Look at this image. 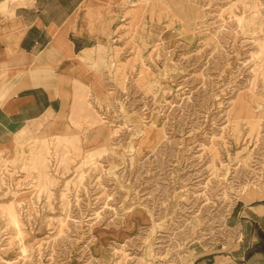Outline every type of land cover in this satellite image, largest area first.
<instances>
[{
    "label": "rangeland",
    "instance_id": "1",
    "mask_svg": "<svg viewBox=\"0 0 264 264\" xmlns=\"http://www.w3.org/2000/svg\"><path fill=\"white\" fill-rule=\"evenodd\" d=\"M85 17L103 44L65 126L0 144V264L240 262L232 211L264 202V0Z\"/></svg>",
    "mask_w": 264,
    "mask_h": 264
},
{
    "label": "crops",
    "instance_id": "2",
    "mask_svg": "<svg viewBox=\"0 0 264 264\" xmlns=\"http://www.w3.org/2000/svg\"><path fill=\"white\" fill-rule=\"evenodd\" d=\"M93 3L0 0V78H9L0 86V144L22 130L65 126L59 115L70 97L64 93L75 78L90 83L88 63L98 61L103 44L85 17ZM232 217L242 227L234 249L240 262L229 254L228 264H264V202L236 207Z\"/></svg>",
    "mask_w": 264,
    "mask_h": 264
},
{
    "label": "bare ground",
    "instance_id": "3",
    "mask_svg": "<svg viewBox=\"0 0 264 264\" xmlns=\"http://www.w3.org/2000/svg\"><path fill=\"white\" fill-rule=\"evenodd\" d=\"M63 111V113H64V110H62Z\"/></svg>",
    "mask_w": 264,
    "mask_h": 264
}]
</instances>
